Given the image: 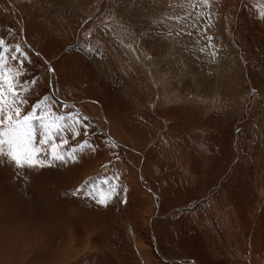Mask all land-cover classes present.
Instances as JSON below:
<instances>
[{
  "label": "rangeland",
  "instance_id": "rangeland-1",
  "mask_svg": "<svg viewBox=\"0 0 264 264\" xmlns=\"http://www.w3.org/2000/svg\"><path fill=\"white\" fill-rule=\"evenodd\" d=\"M27 4L14 10L20 24L0 0V38L32 61L22 77L26 110L50 97L57 114L74 111L60 107L66 100L91 118L77 140L99 148L26 170L27 179L0 164V264H55L65 255L72 264H264V0H155L166 15L159 23L119 0ZM199 13L211 15L216 44L205 52L203 30L189 26ZM89 35L97 52L83 43ZM105 177H119L127 204L70 195ZM151 191L161 193L158 203Z\"/></svg>",
  "mask_w": 264,
  "mask_h": 264
},
{
  "label": "snow or ice",
  "instance_id": "snow-or-ice-1",
  "mask_svg": "<svg viewBox=\"0 0 264 264\" xmlns=\"http://www.w3.org/2000/svg\"><path fill=\"white\" fill-rule=\"evenodd\" d=\"M202 2L206 7L212 5V0ZM191 19L192 14H189L183 21ZM189 26L192 29L203 30L202 39L207 43L200 48L201 52L216 47L215 38L207 34L208 29L213 26L210 14H197V19ZM165 31L167 35H171V29ZM158 35L159 33H153L154 37ZM188 35L192 33L189 32ZM83 43L88 45L89 52L98 51L92 47L90 35ZM211 55L214 60L217 59L214 51ZM26 63H32L31 57L21 44H9L0 38V164H10L17 170V175L24 179H27L26 170L75 163L84 154L95 152L99 148L94 142L77 140L78 137L88 134L87 121L91 118L76 109L75 105H69L65 101L60 105L61 108L75 110L57 114L53 106L47 103L50 97H45L26 110L28 100L21 95L27 92L25 84L28 81L22 79L27 72ZM48 71L54 73L55 69L50 66ZM32 83L35 84L37 81L33 80ZM73 140H77V143L72 144ZM110 143L113 147L116 146L115 141ZM118 179L119 177L115 179L105 177L99 181L90 179L70 195L94 202L104 208L116 203L127 204L126 189L115 182Z\"/></svg>",
  "mask_w": 264,
  "mask_h": 264
},
{
  "label": "bare ground",
  "instance_id": "bare-ground-1",
  "mask_svg": "<svg viewBox=\"0 0 264 264\" xmlns=\"http://www.w3.org/2000/svg\"><path fill=\"white\" fill-rule=\"evenodd\" d=\"M2 2H3V5H5L6 6V8L7 9H11L12 11H13V17L16 15L17 16V18L19 17V22H20V24L22 23L23 24V19L21 18V16L16 12V11H14V10H16V9H19L20 10V6H18V5H23L25 8H27V6H28V2H30V1H33V0H1ZM119 1H123L124 2V4H123V6L125 5V7H132L133 6V8H134V5H135V8L139 11L140 10V12L142 11V12H144V11H148L149 13H153L154 14V16L156 15V20H154L153 22H155V23H159L158 21H161V19H163L164 17L166 18V15H165V13H162L163 11L162 10H159V11H157V12H161L160 14H156V11H155V9H153V7H154V2H155V0H153L154 2H153V4L152 3H150L152 0H149V2H146V0H119ZM197 2H198V0H196ZM34 2H36V1H34ZM38 2V1H37ZM103 2V1H102ZM172 2V1H171ZM20 3V4H19ZM167 3H170V2H167ZM175 4V3H174ZM188 4V3H187ZM202 4V3H201ZM219 4V3H218ZM127 5V6H126ZM177 6V5H176ZM183 6V5H182ZM185 6V5H184ZM222 6H223V4H222ZM166 7V6H165ZM180 7V6H179ZM201 7H202V9H203V6L201 5ZM88 8V10L90 9L89 7H87ZM162 8V7H161ZM161 8H159V9H161ZM167 9L166 10H168V8H170V9H172V5H171V3L170 4H168V6L166 7ZM224 9V8H223ZM136 10V11H137ZM144 10V11H143ZM222 10V9H221ZM137 11V12H138ZM133 12V11H132ZM117 13V12H116ZM134 13H135V11H134ZM85 14H86V11H85ZM115 14H113V13H111V16H113V17H115L114 16ZM137 15H138V13H137ZM120 15H118V17H119ZM126 16V15H125ZM153 15H150V17H152ZM86 17V16H85ZM118 17H116V18H118ZM122 17V16H121ZM129 17V16H128ZM112 20V19H111ZM118 20V19H117ZM164 20V19H163ZM177 21H175V25L177 24V26H179V27H183V26H185V24H186V22L188 23V21H183V19H182V17H180L179 16V18H177L176 19ZM178 20H181V21H183V24L181 23V22H179ZM192 20V19H191ZM108 21V20H107ZM146 22V21H145ZM152 22V21H151ZM164 22H166V21H164ZM112 23V22H111ZM114 23H115V21H114ZM138 24V23H137ZM121 25V26H120ZM164 25V24H163ZM187 25V24H186ZM112 27H114L115 26V28L117 27V29H119V31H120V28L121 27H123V29L124 30H126L125 28H126V25H123V24H115V25H111ZM29 27V26H28ZM144 28V27H143ZM167 28H170L171 30L172 29H175L174 28V26L172 27V26H169V27H162V30H166ZM122 29V28H121ZM128 30H131V29H128ZM180 30V29H179ZM118 31V30H117ZM121 31H123V30H121ZM216 31V30H215ZM127 32H129V31H127ZM181 32V31H180ZM202 32V31H201ZM126 33V32H125ZM135 33V32H134ZM121 34H123V33H121ZM120 34V35H121ZM127 34V33H126ZM127 35H129V37H128V40L130 39V41H132L131 40V38H133L132 37V35L129 33V34H127ZM130 35H131V37H130ZM134 35V34H133ZM127 37V36H126ZM174 37V36H173ZM173 37L171 36V37H169V39L171 38V41L173 40ZM134 38H136V36L134 37ZM176 38V37H175ZM179 38V37H178ZM177 38V39H178ZM24 40H26V38L24 39ZM181 40V39H180ZM126 42H127V40H126ZM29 43V42H28ZM178 43V42H177ZM129 45H130V50L132 51L133 50V52L135 53L136 51V46L134 45V44H136L135 42L133 43H131V42H129L128 43ZM29 45L32 47V45L29 43ZM193 47V46H192ZM35 51H36V53H37V55H39V57H42V53H40L38 50H36L35 49ZM127 51V50H126ZM137 51H138V49H137ZM141 52V51H140ZM136 54H137V52H136ZM208 54V53H207ZM144 55V54H143ZM142 55V56H143ZM70 58V57H69ZM139 58H142V57H140L139 56ZM66 60H68V59H66ZM143 60V59H142ZM141 60V62H143V61H145V60H143L142 61ZM50 61L49 60H46V63H48V65H50V63H49ZM67 68V67H66ZM69 68V67H68ZM158 72V71H157ZM55 75L53 76L52 75V79H51V82H52V85L50 86L51 87V89L54 91V94L57 96L58 94V91H57V87H56V85H55V83H54V81H55ZM154 99V98H153ZM64 101V100H63ZM66 101V100H65ZM168 103V102H167ZM83 110V109H82ZM157 111V110H156ZM100 121V120H99ZM105 123V122H104ZM114 137V136H113ZM161 144V143H160ZM174 144V143H173ZM148 147V146H147ZM131 149L130 147H127V149ZM149 148V147H148ZM148 148H146V149H148ZM153 150V149H152ZM142 151V150H141ZM134 154H137L138 152L137 151H132ZM151 152V151H150ZM150 152H149V154H150ZM146 154V153H145ZM148 154V153H147ZM152 154H154V153H152ZM147 156V155H146ZM154 156V155H153ZM136 157V156H135ZM148 158V157H147ZM91 162V161H90ZM139 163H140V165H139V163H137V167H139V170H140V172H141V174L143 175V179L145 180V174H144V172H143V168H144V166L143 165H145V163L144 162H140V161H138ZM179 166V165H178ZM116 167H117V165H116ZM93 168V167H92ZM88 170V169H87ZM173 179V178H172ZM175 180H177V179H175ZM178 181V180H177ZM196 181V180H195ZM149 183V182H148ZM156 183V182H155ZM152 184V183H151ZM174 184V183H173ZM157 186V184H155V187ZM184 186V185H183ZM182 186V187H183ZM174 187V186H173ZM156 189H158L157 187H156ZM167 189H168V187H167ZM175 189H176V187H175ZM158 191H160V190H158ZM182 191V190H181ZM152 193H153V195H154V197H155V199H156V202L158 203L159 202V199H160V196L161 195H158L160 192H158L157 193V191H151ZM169 192H171V191H169ZM161 194V193H160ZM181 195V194H180ZM162 197V196H161ZM155 203V202H154ZM198 213H200V212H198ZM90 242H92V241H90ZM94 244V243H93ZM101 244V243H100ZM92 245V244H91ZM104 245V244H103ZM93 246V245H92ZM95 246L96 247H98V245L95 243ZM115 246V245H114ZM37 247V246H36ZM26 248V247H25ZM38 248V247H37ZM41 248V247H40ZM90 249H92V248H90ZM156 249V248H155ZM39 250V249H38ZM75 250V249H74ZM82 250V249H81ZM116 250V249H115ZM14 251V250H13ZM28 251V250H27ZM40 251V250H39ZM80 250H78V252H79ZM83 251V250H82ZM81 251V252H82ZM91 251V250H90ZM98 251V250H97ZM88 252V251H87ZM41 252H39V254H40ZM84 253V252H83ZM11 254V253H10ZM73 254V253H72ZM88 254V253H87ZM1 255V254H0ZM13 255V254H12ZM50 255V254H49ZM68 256L70 255V254H67ZM74 255V254H73ZM85 255H86V252H85ZM43 256V255H42ZM75 256H77L76 254H75ZM83 256V255H82ZM2 256H0V258H1ZM4 257V256H3ZM31 257V256H30ZM70 257V256H69ZM74 257V256H73ZM23 258H24V256H23ZM33 258L34 257H31V259L33 260ZM85 258V257H84ZM94 258V257H93ZM112 258V257H111ZM110 258V259H111ZM4 259H6V258H4ZM16 259V258H15ZM35 259V258H34ZM48 259V258H47ZM69 259H71V257L70 258H66V255H65V257H63V258H61V260H57L56 262H55V264H72L73 262H75L74 261V259L72 260L73 262L72 263H70L71 261L69 260ZM79 259V258H78ZM24 260V262H25V260L27 261V259H23ZM36 260V259H35ZM88 260H90V257H89V259ZM91 260H92V258H91ZM4 261V260H3ZM38 260H36V262H37ZM84 261V260H83ZM135 261V260H134ZM22 263V264H26V262L25 263ZM30 262V261H29ZM100 262V261H99ZM12 263H13V261H12ZM15 263H17L18 264V260H16L15 261ZM32 263H34V261L33 262H30V264H32ZM88 263V262H87ZM14 264V263H13ZM89 264H90V262H89Z\"/></svg>",
  "mask_w": 264,
  "mask_h": 264
}]
</instances>
